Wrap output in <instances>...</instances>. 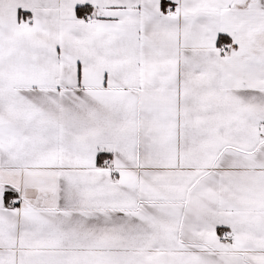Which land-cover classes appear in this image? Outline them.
I'll use <instances>...</instances> for the list:
<instances>
[{
    "label": "snow or ice",
    "instance_id": "6c2138e0",
    "mask_svg": "<svg viewBox=\"0 0 264 264\" xmlns=\"http://www.w3.org/2000/svg\"><path fill=\"white\" fill-rule=\"evenodd\" d=\"M0 264H264V0H0Z\"/></svg>",
    "mask_w": 264,
    "mask_h": 264
}]
</instances>
